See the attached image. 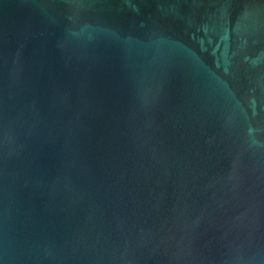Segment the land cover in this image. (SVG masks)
Listing matches in <instances>:
<instances>
[{
    "label": "water",
    "instance_id": "1",
    "mask_svg": "<svg viewBox=\"0 0 264 264\" xmlns=\"http://www.w3.org/2000/svg\"><path fill=\"white\" fill-rule=\"evenodd\" d=\"M0 264H264V0H0Z\"/></svg>",
    "mask_w": 264,
    "mask_h": 264
}]
</instances>
